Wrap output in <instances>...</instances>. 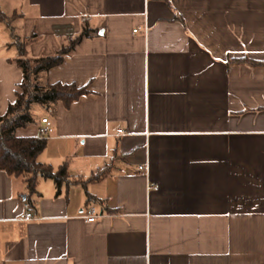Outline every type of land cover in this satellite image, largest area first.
Returning <instances> with one entry per match:
<instances>
[{
  "label": "crops",
  "instance_id": "1",
  "mask_svg": "<svg viewBox=\"0 0 264 264\" xmlns=\"http://www.w3.org/2000/svg\"><path fill=\"white\" fill-rule=\"evenodd\" d=\"M170 2L0 0V115L23 79L11 31L38 58L86 23L96 36L44 79L89 93L56 116L37 106L16 134L49 117L42 163L74 179L111 168L60 193L40 178L34 205L0 171V264H264V66L230 62L264 61V0Z\"/></svg>",
  "mask_w": 264,
  "mask_h": 264
},
{
  "label": "trees",
  "instance_id": "2",
  "mask_svg": "<svg viewBox=\"0 0 264 264\" xmlns=\"http://www.w3.org/2000/svg\"><path fill=\"white\" fill-rule=\"evenodd\" d=\"M171 4L170 0H167ZM0 20L6 22L10 28L11 18L0 12ZM13 40L19 50V56L13 60L23 74L20 83L21 91L17 92L15 102L11 103L8 112L0 115V171H5L15 178H23L27 185L26 201L31 205L33 196L37 194V186L40 178L53 179L57 185L58 193L62 185L82 184L86 186L90 182L99 181L110 172V167H105L87 179L71 177L68 165L62 164L55 169L52 165L42 163L39 156L47 146V138L19 137L17 129L26 128L37 123L38 117L35 112L37 106L43 107L52 116H56V106L62 102L70 107L81 96L89 93L87 88L78 87L76 84L49 83L45 81L47 72L60 65L65 57L70 54L76 45L86 37H94L97 32L86 23L81 33L71 40L69 45L62 47L54 55L32 57L28 50V40H20L13 31ZM32 37L29 39V41ZM230 62L248 63L252 66H264V61L240 58ZM90 199L92 198L89 197Z\"/></svg>",
  "mask_w": 264,
  "mask_h": 264
},
{
  "label": "built area",
  "instance_id": "3",
  "mask_svg": "<svg viewBox=\"0 0 264 264\" xmlns=\"http://www.w3.org/2000/svg\"><path fill=\"white\" fill-rule=\"evenodd\" d=\"M138 29H135L134 32H137ZM39 136L42 138H48L53 133V122L49 117H42L41 124L39 126ZM119 134H122L123 131L120 129L118 130ZM144 167H141L143 169ZM25 207L29 210L30 205L28 203L25 204ZM102 214H97L94 207H91L87 210L85 214V219L89 222H95L99 217H102ZM35 218L34 214L31 211H26L21 215V219L23 220H33Z\"/></svg>",
  "mask_w": 264,
  "mask_h": 264
}]
</instances>
